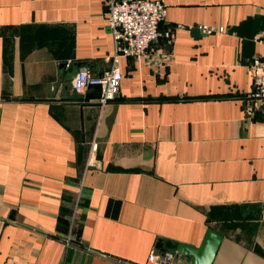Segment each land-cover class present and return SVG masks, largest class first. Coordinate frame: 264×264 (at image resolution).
I'll list each match as a JSON object with an SVG mask.
<instances>
[{"label": "crops", "instance_id": "crops-1", "mask_svg": "<svg viewBox=\"0 0 264 264\" xmlns=\"http://www.w3.org/2000/svg\"><path fill=\"white\" fill-rule=\"evenodd\" d=\"M163 1L174 36L120 57L100 103L71 78L112 64L105 0H0V264H143L208 228L211 264H264V45L228 32L264 0Z\"/></svg>", "mask_w": 264, "mask_h": 264}, {"label": "built area", "instance_id": "built-area-1", "mask_svg": "<svg viewBox=\"0 0 264 264\" xmlns=\"http://www.w3.org/2000/svg\"><path fill=\"white\" fill-rule=\"evenodd\" d=\"M107 11L105 17L114 39V51L111 57V66L102 73H95L89 67H80L71 83L77 92H84L89 86L97 85L100 88L99 101L105 103L119 91L123 76L119 66L122 56L139 60L150 49V46L160 36L171 39L174 34L170 28L160 30L159 24L166 13V4L163 0H105ZM177 26H184L178 23ZM197 28L203 33L224 32L226 27L214 24H199ZM264 45V29L255 35ZM253 90L250 97L257 105L264 107V53L253 57L251 61ZM96 143L91 146L92 151ZM92 162V155L89 158ZM175 251L165 249L157 251L151 249L143 264H172Z\"/></svg>", "mask_w": 264, "mask_h": 264}, {"label": "water", "instance_id": "water-1", "mask_svg": "<svg viewBox=\"0 0 264 264\" xmlns=\"http://www.w3.org/2000/svg\"><path fill=\"white\" fill-rule=\"evenodd\" d=\"M264 29V14L255 13L249 15L239 23L231 25L228 32H235L239 36L253 38ZM221 235L215 230L208 228L198 247L181 242L165 241L166 247L176 253L189 257L192 264H211L219 246Z\"/></svg>", "mask_w": 264, "mask_h": 264}]
</instances>
